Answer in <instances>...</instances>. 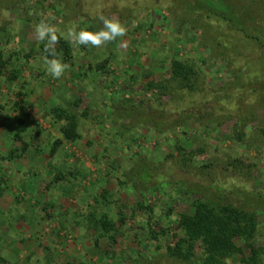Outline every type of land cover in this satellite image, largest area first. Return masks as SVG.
Instances as JSON below:
<instances>
[{
	"label": "rangeland",
	"instance_id": "rangeland-1",
	"mask_svg": "<svg viewBox=\"0 0 264 264\" xmlns=\"http://www.w3.org/2000/svg\"><path fill=\"white\" fill-rule=\"evenodd\" d=\"M171 8L168 0H0V264H181L165 255L178 214L195 197L179 180L257 208L253 264H264V47L241 37L227 64L210 38L235 35L181 22ZM101 16L126 35L102 47L66 38L72 25L101 30ZM42 20L69 47L59 79L39 49ZM172 58L194 68L197 89L158 97L148 84L167 77ZM175 105L185 110L173 113ZM53 106L75 114L79 139L61 138ZM180 112L194 117L173 122ZM161 114L152 124L148 116ZM57 170L63 177L53 181ZM90 210L116 231L88 226ZM225 264L248 263L234 255Z\"/></svg>",
	"mask_w": 264,
	"mask_h": 264
},
{
	"label": "trees",
	"instance_id": "trees-1",
	"mask_svg": "<svg viewBox=\"0 0 264 264\" xmlns=\"http://www.w3.org/2000/svg\"><path fill=\"white\" fill-rule=\"evenodd\" d=\"M170 3V13L177 14V19L184 23L200 25H211L215 28H220L222 33L231 32L235 35L236 40L233 42H220L215 36L210 40H215V45L218 46L221 54L226 53L227 64H235L230 58L237 57L233 50L240 48L241 37L246 40L255 41L259 46L264 47V41L260 40L257 34L251 35L249 32L262 33L264 37V5L258 1L246 0H168ZM253 5H252V4ZM258 3L261 7H258ZM222 27V28H221ZM57 34V33H56ZM59 42L55 44L56 56L53 57L44 52L47 40H44L39 49L43 57L48 59H58L61 55L62 63H68L70 58L69 47L67 42L58 34ZM225 36V34H224ZM228 50V52H227ZM232 53V54H230ZM244 60L246 69L252 63ZM229 60H231L229 62ZM4 68V61L0 53V69ZM239 68V67H236ZM245 69V71H246ZM240 70V69H238ZM236 71V70H234ZM246 71L245 78L247 79ZM196 72L194 68L181 60L172 58L168 64L167 77L164 80L154 81L155 83L148 84V88H152L158 97L161 95H170L172 91L178 90H196ZM174 83L175 87L170 86ZM261 92V91H259ZM263 93V92H262ZM261 93V95H262ZM172 112L185 110L179 105L170 108ZM169 110V111H170ZM160 112H165V108H161ZM171 112V111H170ZM171 112V113H172ZM52 116L56 121H62L59 125V133L61 138L70 141H75L80 138V133L77 131V119L75 114L61 106H53L51 108ZM150 121L158 123L163 119V115L157 117L148 116ZM159 121L157 122V118ZM194 117L191 112H180L172 118L175 122L177 119H189ZM61 143V139H55L49 148V155L55 150L56 146ZM184 155L181 154L182 158ZM184 160V159H182ZM182 160L175 162L176 166L186 169ZM187 170V169H186ZM188 171V170H187ZM193 175L199 174L202 176V171L193 168ZM139 170L136 171L138 174ZM57 170L53 181L61 180L63 174ZM192 174V173H191ZM139 180L142 178L137 175ZM185 180L179 183L181 187L187 191L194 193L192 198L191 208L188 212L178 214L176 220V233L174 232L171 244L166 246L165 255L171 262L181 264H225V259L234 255H240V260L253 264L256 259V250L253 248L252 238L256 230L257 223V208L248 209L239 204L234 205L228 201L226 196H220L216 191L201 186L196 183L187 184ZM183 188V189H184ZM108 191L102 189L97 195L101 199L106 198ZM95 196V197H97ZM98 199L94 198V203ZM87 225L99 228L102 234L110 231H116L117 226L112 222L106 214L96 216L95 212L90 210L83 217ZM121 221V219H120ZM118 225V224H117ZM109 237H112L110 234ZM237 242L244 245L250 252L248 258H243L242 248ZM198 249V254L195 253V248Z\"/></svg>",
	"mask_w": 264,
	"mask_h": 264
},
{
	"label": "clouds",
	"instance_id": "clouds-1",
	"mask_svg": "<svg viewBox=\"0 0 264 264\" xmlns=\"http://www.w3.org/2000/svg\"><path fill=\"white\" fill-rule=\"evenodd\" d=\"M100 19L103 21V28L101 30L92 32L81 29L77 32L76 26L72 25L67 30L66 38L77 45L102 47L114 41L117 37L126 35L127 29L118 20L105 19L103 16ZM35 33L39 41L47 40L44 52L55 57L56 52L54 46L59 42V37L56 34L57 29L42 20L36 25ZM43 59L47 65V71L54 79H59L69 68L67 63H62L59 59H48L47 56Z\"/></svg>",
	"mask_w": 264,
	"mask_h": 264
}]
</instances>
